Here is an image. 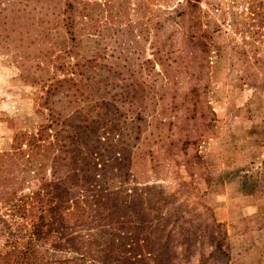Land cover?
Wrapping results in <instances>:
<instances>
[{
    "label": "rangeland",
    "instance_id": "rangeland-1",
    "mask_svg": "<svg viewBox=\"0 0 264 264\" xmlns=\"http://www.w3.org/2000/svg\"><path fill=\"white\" fill-rule=\"evenodd\" d=\"M174 4L158 6L170 10ZM200 6L213 32L207 57L192 48L186 26L167 54L158 53L156 46L175 31L167 24L157 39L132 40L119 60L109 35L106 50L96 53L103 67L112 64L99 85L107 86V99L113 101L112 88L122 85L143 118L132 127L120 118L100 129L119 134L114 148L126 158L115 165L121 166L116 181L130 190L98 201L115 210L110 234L97 233L96 207L78 218L85 221L78 235L90 237L76 241L77 252L97 264H264V0H201ZM8 34L0 30V152L38 117L49 85L64 79L50 49L58 48V34L49 35L48 50L41 51L30 45L37 33ZM79 45L77 55L61 54L58 63L86 64L81 56H94V44ZM125 55L131 66L122 69ZM64 91L58 88L51 97L58 112ZM98 249L103 254L96 257ZM71 262L92 264L74 257Z\"/></svg>",
    "mask_w": 264,
    "mask_h": 264
},
{
    "label": "trees",
    "instance_id": "trees-1",
    "mask_svg": "<svg viewBox=\"0 0 264 264\" xmlns=\"http://www.w3.org/2000/svg\"><path fill=\"white\" fill-rule=\"evenodd\" d=\"M170 1H175L170 10L158 6ZM200 2L0 0V30L9 31L8 37L14 34L20 38L24 35L31 38L37 33L30 45L41 51L48 50L44 41L50 42L49 35L58 34V48L52 45L50 49L52 53L56 52L53 62L64 75V79H57L56 84L49 85L46 96L41 98L42 106L36 110L38 117L35 120L30 118L26 128L14 133L8 150L0 152V207L6 212L0 214V264H71L73 257L97 264L93 256L77 252L76 241L80 237H90L89 234L78 235L82 232L77 230L78 227L85 222H78V218L96 207L93 218L97 233L101 236L110 234L116 225L111 223L115 219L112 218L115 210L98 205V201L127 189H123L119 180L116 181L121 166L117 168L115 165L120 164L121 158H126L114 148L119 142V134L100 129L107 125L116 126L120 118H124L122 123L128 122L127 126L132 127L143 118L139 115L141 110H134L129 92L124 93L122 85L112 88L116 89V93L111 95L113 101L107 99L110 93L106 91L107 86L102 89L100 86L104 71L111 72L112 64L103 67L97 62L96 53L106 50L109 35L120 49L119 60L122 49L133 45L132 40L157 39L167 24L175 31L171 30L164 42L156 46L158 53L167 54L172 47L173 36L186 26L192 48L207 57L214 45L210 42L213 32L209 22L201 16ZM154 9H157V14L152 12ZM134 19L136 28L132 24ZM123 33H126L125 38L120 35ZM85 42H93L96 50L94 56H81L86 64L70 66L58 63L61 54L65 57L77 55L74 48ZM24 46L27 48L26 44ZM124 60L122 69L131 66L126 55ZM75 67L82 68L75 70ZM131 76L132 72L122 78V83L129 82ZM57 86L65 89L59 112L51 99L58 90ZM126 100L128 106H125ZM119 103L123 108L118 107ZM31 121L34 122L30 124ZM99 158L102 162L97 163ZM92 180L95 186H91ZM128 184L131 185L130 182ZM99 252L103 254V250L98 249L96 257H99Z\"/></svg>",
    "mask_w": 264,
    "mask_h": 264
}]
</instances>
